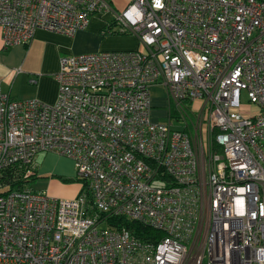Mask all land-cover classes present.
<instances>
[{"label":"built area","instance_id":"2783aa9c","mask_svg":"<svg viewBox=\"0 0 264 264\" xmlns=\"http://www.w3.org/2000/svg\"><path fill=\"white\" fill-rule=\"evenodd\" d=\"M109 12L136 49L59 57L52 104L0 93V178L53 153L79 180L73 198L0 181V264H264V0H0L2 45ZM155 84L184 130L150 120Z\"/></svg>","mask_w":264,"mask_h":264},{"label":"crops","instance_id":"0c3cea01","mask_svg":"<svg viewBox=\"0 0 264 264\" xmlns=\"http://www.w3.org/2000/svg\"><path fill=\"white\" fill-rule=\"evenodd\" d=\"M105 25V21L97 24L92 18L85 30L77 31L72 37L36 30L26 46L13 45L8 48H3L0 28V93L14 100L35 99L52 104L57 92L55 74L58 70V58L63 55L95 53L106 44L111 49L115 40L100 36ZM155 88L163 90L156 84L150 87V104ZM46 168L47 166H40L38 170L36 168L37 179L34 182L37 181V185L32 186V189L57 198L75 197L79 186L73 182L72 170H56L53 174L57 173L58 176L46 177Z\"/></svg>","mask_w":264,"mask_h":264},{"label":"rangeland","instance_id":"374dc122","mask_svg":"<svg viewBox=\"0 0 264 264\" xmlns=\"http://www.w3.org/2000/svg\"><path fill=\"white\" fill-rule=\"evenodd\" d=\"M131 1L132 0H109V5L114 10V12L120 13L123 8ZM109 13H102L92 18L94 21L96 20L97 24L100 23V21H105V23L108 24L112 16V13ZM111 28H113L112 33L108 34L103 31L100 32V36H104V38L109 37L114 39L115 43L113 47H110L111 49H109V45L106 44L98 52L134 50L138 47V40L135 36L127 32L121 34L120 28H117L116 26H112ZM103 33L105 35H103ZM107 47L108 49H105ZM155 89L156 90H154L153 94L151 95V112H149V115L151 113L150 120H153L152 122H167V115H170V127L174 130H184L185 119L179 116V112L175 111L176 109L174 108V105L171 103V101H167L164 91L159 88ZM243 98L244 96L243 94H241V99L243 100ZM192 117H195L193 113ZM33 161L34 166L37 168V170L40 166H47L46 177L50 175L58 176L59 174L57 173L53 174V171L56 170L66 171L68 169H71L74 174L72 162L60 155H56L53 153H38L35 155ZM35 185H37V181L32 183L31 187H34ZM98 228H106V226L100 223Z\"/></svg>","mask_w":264,"mask_h":264},{"label":"trees","instance_id":"16d2710c","mask_svg":"<svg viewBox=\"0 0 264 264\" xmlns=\"http://www.w3.org/2000/svg\"><path fill=\"white\" fill-rule=\"evenodd\" d=\"M111 26V22L108 23V27ZM103 32V31H102ZM17 177V176H16ZM13 179V174L10 173V170H5L3 171L0 181L3 184H10L13 187H20V185L23 183L26 186H29L37 179V177L35 175L27 177V178H21L16 180V181H12ZM39 179V178H38ZM79 180L74 178L73 182L78 183ZM108 225H111L113 227H119L121 225H123L125 227V229L133 236L142 239V240H146L147 238L151 237H159V234H155L156 232H153L147 228L141 227L135 223L132 222H127V220L125 219H109L108 221ZM155 234V235H154Z\"/></svg>","mask_w":264,"mask_h":264},{"label":"bare ground","instance_id":"6f19581e","mask_svg":"<svg viewBox=\"0 0 264 264\" xmlns=\"http://www.w3.org/2000/svg\"><path fill=\"white\" fill-rule=\"evenodd\" d=\"M26 46V45H25Z\"/></svg>","mask_w":264,"mask_h":264}]
</instances>
